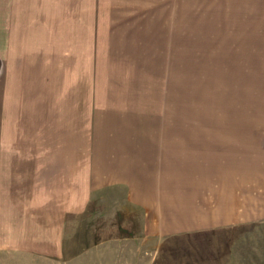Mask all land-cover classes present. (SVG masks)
<instances>
[{
	"label": "crops",
	"instance_id": "0c3cea01",
	"mask_svg": "<svg viewBox=\"0 0 264 264\" xmlns=\"http://www.w3.org/2000/svg\"><path fill=\"white\" fill-rule=\"evenodd\" d=\"M156 1L0 0V153L10 158L0 164V252L10 264H129L109 254L124 247L116 233L158 239L264 223V163L244 181L242 134L95 127L153 115L119 111L121 93L108 86L98 100V41L99 24H162ZM95 213L107 222L116 213L122 227L101 232Z\"/></svg>",
	"mask_w": 264,
	"mask_h": 264
},
{
	"label": "rangeland",
	"instance_id": "374dc122",
	"mask_svg": "<svg viewBox=\"0 0 264 264\" xmlns=\"http://www.w3.org/2000/svg\"><path fill=\"white\" fill-rule=\"evenodd\" d=\"M156 6L163 10L162 24H99L98 100L108 86L121 93L122 99L114 96L123 102L119 111L153 115H133L139 126L121 117L100 120L97 131L239 133L246 140L237 159L249 180L248 171L264 163V0H157ZM9 159L0 153L1 165ZM106 216L93 215L101 232L122 225L116 213L108 222ZM124 223L129 232L137 228L132 220ZM239 230L158 239L118 237L120 232L113 239L124 249L108 253L129 264H203L210 256L216 264H264V223ZM216 247L221 253L208 252ZM12 256L0 252V264H10Z\"/></svg>",
	"mask_w": 264,
	"mask_h": 264
}]
</instances>
